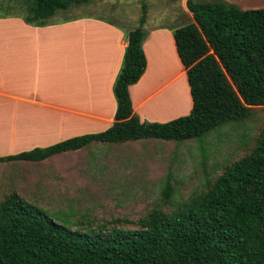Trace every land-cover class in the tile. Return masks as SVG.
Masks as SVG:
<instances>
[{
    "label": "trees",
    "instance_id": "16d2710c",
    "mask_svg": "<svg viewBox=\"0 0 264 264\" xmlns=\"http://www.w3.org/2000/svg\"><path fill=\"white\" fill-rule=\"evenodd\" d=\"M20 16L40 25L57 10L90 0H19ZM190 20L171 28L189 96L185 113L139 120L127 85L145 64L144 2L111 83L112 120L99 131L1 154L0 161H37L92 141L144 137L200 138L264 105V5L239 8L225 0H184ZM164 182L158 200L134 219L50 214L15 189L0 195V264H264V115L252 144L198 190L174 199ZM84 220V223L80 222Z\"/></svg>",
    "mask_w": 264,
    "mask_h": 264
},
{
    "label": "crops",
    "instance_id": "0c3cea01",
    "mask_svg": "<svg viewBox=\"0 0 264 264\" xmlns=\"http://www.w3.org/2000/svg\"><path fill=\"white\" fill-rule=\"evenodd\" d=\"M225 1L239 8L264 5V0ZM172 2L156 0L149 13L170 23H147L145 10L141 42L145 64L136 81L127 85L139 120L165 121L178 115L163 112L162 107L157 112L146 108L160 106L157 86L167 77L161 75L179 66L170 32L179 25L171 22ZM178 2L175 13L179 10L190 20L184 0ZM50 17L35 25L24 22L20 13L0 14V155L99 131L112 120L111 83L130 27L86 13Z\"/></svg>",
    "mask_w": 264,
    "mask_h": 264
},
{
    "label": "rangeland",
    "instance_id": "374dc122",
    "mask_svg": "<svg viewBox=\"0 0 264 264\" xmlns=\"http://www.w3.org/2000/svg\"><path fill=\"white\" fill-rule=\"evenodd\" d=\"M141 2L148 10L147 23H170L162 16H149L156 0H90L58 10L50 18L86 13L128 28L135 25ZM178 4L173 0L174 24L187 21L179 10L175 13ZM22 10L19 0H0V14ZM179 66L161 75L167 77L157 86L162 95L160 106L150 104L147 109L157 112L156 108L162 107L163 112L172 115L188 109L187 86ZM263 115L264 105H254L246 117L219 125L200 138L92 141L37 161H0V195L15 189L48 213L67 215L75 222L112 216L134 219L158 200L166 181L174 190V199L198 190L205 178L219 172L223 163L250 147Z\"/></svg>",
    "mask_w": 264,
    "mask_h": 264
}]
</instances>
